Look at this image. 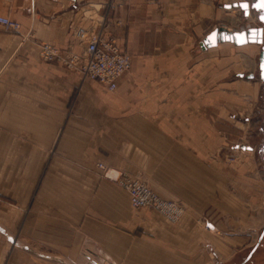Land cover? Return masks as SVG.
<instances>
[{
    "label": "crops",
    "instance_id": "1",
    "mask_svg": "<svg viewBox=\"0 0 264 264\" xmlns=\"http://www.w3.org/2000/svg\"><path fill=\"white\" fill-rule=\"evenodd\" d=\"M239 1L0 0L20 23L0 28V198L28 208L0 264L8 251L14 264H234L257 242L261 179L231 153L254 43L206 44L239 31ZM100 29L132 56L114 91L65 62L84 50L79 32ZM117 174L182 204L181 219L135 209Z\"/></svg>",
    "mask_w": 264,
    "mask_h": 264
},
{
    "label": "rangeland",
    "instance_id": "2",
    "mask_svg": "<svg viewBox=\"0 0 264 264\" xmlns=\"http://www.w3.org/2000/svg\"><path fill=\"white\" fill-rule=\"evenodd\" d=\"M253 1L254 0H251V2ZM260 14H262V11L252 8L250 16L244 17L243 15H240L239 20H238V25L235 26V29H238L239 31L252 28V27H263L264 29V22L260 19ZM98 31L99 30H96L94 33ZM85 33H86L85 38L81 39L79 36V40L83 42L85 45L84 50L79 54L77 53L74 54L80 57L81 59L80 62H82V59L84 58L83 56L86 52L87 38H90V36L92 35V32H89V31H85ZM263 46H264V43L263 44L254 43V45L252 46L253 53H254V61H255L254 63L255 68H254V71L252 72L255 74V77L253 76L250 78L252 79V82L254 84L252 83V87L248 88L245 92L246 94V101L244 103L245 111L242 113L241 117L239 118L240 126L243 128L241 134H239V138L241 139L242 143H244L243 145L250 146L252 147V149L242 148V145H238V148L233 149L231 153L236 154V155L238 154V156L245 158L246 163L248 164L251 161L250 166L252 170H254L257 173V175H259L261 179V191H260L261 206H262V212L264 214V81L262 79L261 70H260V53L263 49ZM240 49L243 50L244 47H241ZM248 53L249 52L246 51V55H248ZM246 59L248 62V58ZM80 62L74 64V66L72 65L69 66L68 64L66 65L70 67L71 69L79 68V71H80V65H81ZM249 68H250L249 63H247L245 66V69L249 70ZM248 74L249 72L247 71L245 73V77H243L245 81H247L246 82L247 84L249 81V78L247 76ZM84 80H89V79H84ZM20 151L23 152L22 149ZM229 159H234V156L230 155ZM100 165H103L104 168H101ZM98 167L104 173L107 171L106 166L102 163H99ZM12 170L13 168L11 167V171ZM126 175L135 176L137 178H140L150 186L147 180H145L144 178L140 176L131 175V174H126ZM23 199L24 197L23 198H19V197L18 198H15V197L0 198V222L6 226V228L0 229V240L5 239L7 244H10V243L13 244L12 241H13L14 236L13 234H9V232L16 231L17 234L20 233V229L23 226V223L27 220L28 208H26L25 211L23 210L24 206L22 207L21 205L23 204V201H22ZM26 206L27 205H25V207ZM18 212H21L22 218L20 220L19 218H17L16 221L18 222L17 224H15V215ZM263 231H264V215L262 219V226L259 231L258 238H257V242L252 247H250L246 251L245 255H243V257H241L234 264H264V237L259 243V240L261 238ZM255 246H257V248L255 249L251 257L248 260H246V258L249 256L253 248H255ZM10 248L11 247H9V249ZM11 255L12 254L10 251L6 253V261L4 264H14L13 258ZM21 261H22V264H29L28 260L22 259Z\"/></svg>",
    "mask_w": 264,
    "mask_h": 264
},
{
    "label": "built area",
    "instance_id": "3",
    "mask_svg": "<svg viewBox=\"0 0 264 264\" xmlns=\"http://www.w3.org/2000/svg\"><path fill=\"white\" fill-rule=\"evenodd\" d=\"M0 28L19 32L20 23L8 16L0 14ZM85 38V32H79ZM60 49L51 43L41 44V55L45 60L59 57ZM82 62L73 55L65 60L69 66L81 63L80 71L84 79L95 80L114 91L118 80L131 69L132 56L121 49L114 38H106L101 29L87 38L86 52ZM104 168L103 165H100ZM108 175V171L105 173ZM114 179L129 193L131 204L135 209L151 208L163 215L170 222H178L184 213V207L177 201L163 199L146 182L135 176L117 174Z\"/></svg>",
    "mask_w": 264,
    "mask_h": 264
},
{
    "label": "water",
    "instance_id": "4",
    "mask_svg": "<svg viewBox=\"0 0 264 264\" xmlns=\"http://www.w3.org/2000/svg\"><path fill=\"white\" fill-rule=\"evenodd\" d=\"M258 2H259V0H254L252 3L249 0H243V1H239V2L229 4L228 8H233V7L240 8L244 12L245 16H250L251 9L255 8L256 10L262 11V14H260V19L264 22V18H262V17H264V9L257 8L255 6ZM243 3H247L249 5L247 10H245L242 7ZM262 32H264L263 27H252V28L241 30V31H235V32L229 31L225 27L216 28L207 37L206 44L208 46H216L219 42H224V41L233 42L236 45H245L247 43L263 44L264 43V38H263L264 35H262ZM240 34L244 35V39L246 42L241 43V35ZM260 70H261L262 79L264 81V46H263V49L260 53ZM253 76H254L253 74L250 75V77H253ZM242 148L252 149V147L246 146V145H242ZM263 237H264V231L261 235L259 243L263 239ZM256 248H257V246H255V248H253V250L251 251L249 256L246 258V260H248L251 257V255L253 254V252L255 251Z\"/></svg>",
    "mask_w": 264,
    "mask_h": 264
},
{
    "label": "snow or ice",
    "instance_id": "5",
    "mask_svg": "<svg viewBox=\"0 0 264 264\" xmlns=\"http://www.w3.org/2000/svg\"><path fill=\"white\" fill-rule=\"evenodd\" d=\"M257 8H261V9H264V0H259V2L255 5ZM242 7L247 10V8L249 7V5L247 3H243L242 4ZM264 18V17H262ZM241 35V43L243 42H246L245 39H244V35L243 34H240ZM262 35H264V32H262ZM255 38V37H254Z\"/></svg>",
    "mask_w": 264,
    "mask_h": 264
}]
</instances>
